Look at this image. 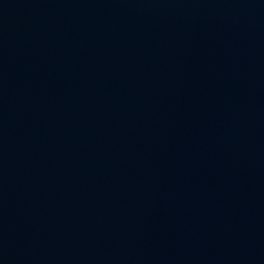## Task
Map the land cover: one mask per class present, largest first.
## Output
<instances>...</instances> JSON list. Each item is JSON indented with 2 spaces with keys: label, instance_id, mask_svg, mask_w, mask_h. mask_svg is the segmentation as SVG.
<instances>
[{
  "label": "water",
  "instance_id": "obj_1",
  "mask_svg": "<svg viewBox=\"0 0 264 264\" xmlns=\"http://www.w3.org/2000/svg\"><path fill=\"white\" fill-rule=\"evenodd\" d=\"M0 264H264V0H0Z\"/></svg>",
  "mask_w": 264,
  "mask_h": 264
}]
</instances>
